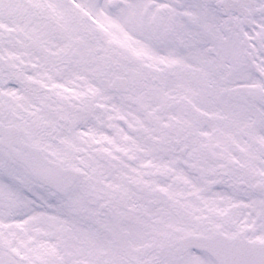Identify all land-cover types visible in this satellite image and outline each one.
I'll return each instance as SVG.
<instances>
[{
    "label": "snow or ice",
    "instance_id": "6c2138e0",
    "mask_svg": "<svg viewBox=\"0 0 264 264\" xmlns=\"http://www.w3.org/2000/svg\"><path fill=\"white\" fill-rule=\"evenodd\" d=\"M0 264H264V0H0Z\"/></svg>",
    "mask_w": 264,
    "mask_h": 264
}]
</instances>
